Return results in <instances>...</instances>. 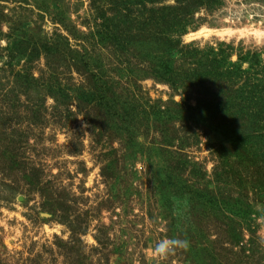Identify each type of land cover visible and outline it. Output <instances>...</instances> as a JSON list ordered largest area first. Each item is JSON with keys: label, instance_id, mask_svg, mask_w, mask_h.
Segmentation results:
<instances>
[{"label": "rangeland", "instance_id": "rangeland-1", "mask_svg": "<svg viewBox=\"0 0 264 264\" xmlns=\"http://www.w3.org/2000/svg\"><path fill=\"white\" fill-rule=\"evenodd\" d=\"M0 264H264V0H0Z\"/></svg>", "mask_w": 264, "mask_h": 264}, {"label": "clouds", "instance_id": "clouds-1", "mask_svg": "<svg viewBox=\"0 0 264 264\" xmlns=\"http://www.w3.org/2000/svg\"><path fill=\"white\" fill-rule=\"evenodd\" d=\"M189 246L190 244L187 239L165 238L155 245L151 253L156 260L161 261L173 255L177 250H187Z\"/></svg>", "mask_w": 264, "mask_h": 264}, {"label": "trees", "instance_id": "trees-1", "mask_svg": "<svg viewBox=\"0 0 264 264\" xmlns=\"http://www.w3.org/2000/svg\"><path fill=\"white\" fill-rule=\"evenodd\" d=\"M198 62V61H197ZM249 77V78H251V76H249V73H247V75H246V77ZM254 81H255V79H254ZM258 89H259V91H260V89H261V87L258 85V87H257ZM163 152H165V150H163ZM169 172V171H168ZM232 205H229V207H231ZM228 207V208H229ZM196 256H197V258H198V254H196Z\"/></svg>", "mask_w": 264, "mask_h": 264}]
</instances>
